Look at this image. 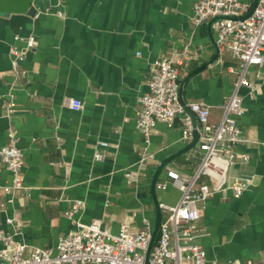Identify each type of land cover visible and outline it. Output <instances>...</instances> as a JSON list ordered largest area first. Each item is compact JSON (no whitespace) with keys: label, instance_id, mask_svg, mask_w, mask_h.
<instances>
[{"label":"crops","instance_id":"crops-1","mask_svg":"<svg viewBox=\"0 0 264 264\" xmlns=\"http://www.w3.org/2000/svg\"><path fill=\"white\" fill-rule=\"evenodd\" d=\"M242 1L252 6L255 0ZM195 2L43 0L33 16L0 12V148L14 144L24 159L21 189L4 191L12 174L0 170L4 231L18 230L15 238L28 246L53 248L76 223L97 219L116 232L122 223L139 229L146 220L157 237L159 203L174 205L180 197L167 170L191 174L199 154L190 156L198 139L191 146L194 130L184 137L180 115L172 125L156 122L147 142L140 132L138 99L148 90L151 62L180 58L182 102L207 104L213 123L239 65L230 50L218 48L214 17L194 23ZM28 37L37 44L15 73L10 48L25 47ZM253 69L249 78L257 89H240L244 141L236 146L249 158L229 170L250 176L251 184L238 198L226 189L204 202L196 240L208 264L264 259V78L256 79ZM69 99L82 108L71 109ZM144 149L151 154L146 168L138 183L130 182ZM76 201L82 206L69 218L65 211Z\"/></svg>","mask_w":264,"mask_h":264},{"label":"built area","instance_id":"built-area-1","mask_svg":"<svg viewBox=\"0 0 264 264\" xmlns=\"http://www.w3.org/2000/svg\"><path fill=\"white\" fill-rule=\"evenodd\" d=\"M250 9L251 4L242 0H196L193 5L194 23L214 17L218 48L230 50L239 60L236 78L224 101L219 122L209 120L207 104L182 102L176 66L180 58L162 56L151 62L146 81L148 90L138 99L137 126L147 142L156 122L172 125L180 115L183 117V135L188 138L193 131L186 113L190 110L195 114L199 132L197 146L191 150L190 156L198 153L199 162L188 175L167 170V177L180 191V197L174 205L159 203L163 217L147 261L145 256L152 231L146 220L139 229L122 223L113 232L95 219L87 224L76 223L75 229L60 237L53 248L28 246L15 238L18 230L10 233L0 227V264H208L206 252L196 240L201 234L204 202L212 194L226 189L238 198L251 184L250 176L229 175L236 160L245 162L249 158L248 154H239L236 150V146L244 141L238 123L244 113L240 89H257L249 78L251 67L256 79L264 78V0H257L253 10L243 17ZM36 44L33 37H28L25 47L10 48L15 73L20 71L19 64L26 50ZM67 105L73 110L82 108L78 99L67 100ZM100 145L106 147L107 142ZM102 156L100 152L95 154L97 159ZM150 156L146 149L141 151L138 171L128 177L130 182L138 183ZM23 164V153L16 145L7 144L0 148V170L5 167L12 174L11 183L4 186V191L12 192L23 187ZM81 206V201L74 202L65 215L70 218ZM235 264H264V259H248Z\"/></svg>","mask_w":264,"mask_h":264},{"label":"water","instance_id":"water-1","mask_svg":"<svg viewBox=\"0 0 264 264\" xmlns=\"http://www.w3.org/2000/svg\"><path fill=\"white\" fill-rule=\"evenodd\" d=\"M42 1L43 0H0V12H2V13H11V12L24 13V14L33 16L36 13V8L38 7V4ZM50 3L55 4L56 0H50ZM256 3H257V0L254 1L249 12L247 14H245L243 17L247 16L253 10ZM192 115H193V120H194L193 130L196 133V135H195V138H194L191 146L195 144V142L197 141V139L199 137V132L197 129V124H196V117H195L194 113H192ZM159 225H160V223L158 224V228H159ZM155 235H156V231H153L152 232V239H151L149 247L146 251V256H145L146 261H147L148 255H149L151 245L154 241Z\"/></svg>","mask_w":264,"mask_h":264}]
</instances>
